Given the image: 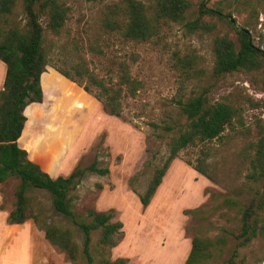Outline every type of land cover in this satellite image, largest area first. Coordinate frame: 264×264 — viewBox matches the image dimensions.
Here are the masks:
<instances>
[{
  "label": "rangeland",
  "instance_id": "374dc122",
  "mask_svg": "<svg viewBox=\"0 0 264 264\" xmlns=\"http://www.w3.org/2000/svg\"><path fill=\"white\" fill-rule=\"evenodd\" d=\"M119 1L63 0L69 8L70 36L58 38L46 31V46L77 43L94 71L113 83L126 63L141 87L134 96L123 98L122 116L109 114L93 93L47 65L41 76L43 101L25 108L27 120L19 142L43 167H48L50 159L52 177L66 176L76 166L85 167L95 160L109 168L106 175L85 176L74 192V210L81 214L90 208L114 210V220L123 223L124 237L112 249V258H125L126 264H186L195 235L215 238L224 227L228 245L213 249L212 257L198 263L223 264L233 245L230 233L239 232L241 218L239 206L225 205L223 200L242 199L238 191L248 171L246 150L250 142L264 137V68L216 75L214 37L227 34L236 40V30L216 16L202 17L216 23L210 32L192 29L188 22L199 16L201 3L222 7L237 25L250 29L254 43L264 50V0H190L185 20L169 22L158 35L141 42L124 41L119 34H104L98 27L99 12ZM142 1L150 4L153 0ZM15 10L24 20L21 0ZM46 20L41 14L44 26ZM89 42L98 43L103 53L87 50ZM198 95L209 104L232 105L236 115L222 136L179 152L145 207L139 194L169 154L165 135L176 134L186 122L179 103ZM152 123L160 126L154 128ZM165 124L173 126L171 134L162 128ZM204 157L212 179L195 169ZM18 184L15 177L0 183V264H74L45 238L32 218L21 226L7 223ZM30 196L33 206L44 207L49 221L76 228L68 217L54 211L49 192L31 190ZM196 208L199 214L190 212ZM76 236L80 242L81 234ZM98 239L99 232H95L91 246L97 259L102 255ZM240 251L246 264H264V236Z\"/></svg>",
  "mask_w": 264,
  "mask_h": 264
},
{
  "label": "trees",
  "instance_id": "16d2710c",
  "mask_svg": "<svg viewBox=\"0 0 264 264\" xmlns=\"http://www.w3.org/2000/svg\"><path fill=\"white\" fill-rule=\"evenodd\" d=\"M18 1L0 0V60L6 65L4 87L0 90V183L11 177L19 179L15 206L7 215V223L22 225L32 218L44 231L45 238L74 264L79 261L85 264H126L125 258H112V249L124 237L123 223L114 220V210L90 208L85 214L74 210V192L85 176L88 173L106 175L109 168L99 166V161L95 160L85 167L76 166L66 176L52 177L37 162L29 159L27 150L19 146L18 140L27 120L25 108L43 101L41 76L47 65L93 93L109 114L118 117L123 113V98L134 96L141 82L132 77L126 63L122 64V72L116 82L100 76L81 54L77 43L46 46V31L58 38L70 36L67 28L69 8L63 0H21L24 20L17 17L15 7ZM190 7V0H153L150 4L142 0H121L106 5L99 12L96 23L104 34L117 33L124 41L141 42L158 35L165 24L185 20ZM41 14L47 18L45 26L41 22ZM206 15L227 20L237 32L236 40L227 34L214 37L216 75L264 68V53L254 43L250 29L231 22V16L224 14L222 7L212 8L201 3L199 16L189 21L188 26L213 31L216 23L203 20ZM87 46V50L93 53H103L98 43L89 42ZM179 104L186 122L176 134L165 135L169 137V154L162 165L154 169L145 192L139 194L145 207L151 203L179 152L189 145L222 136L237 112L226 102L209 104L203 95L190 97ZM152 126L158 128L160 125L152 123ZM162 128L168 134L173 132L170 124L162 125ZM158 137L163 138L161 134ZM246 152L249 156L248 171L238 191L242 199L226 197L223 200L225 205H238L241 213L239 232L230 233L233 245L223 264H246V259L240 257V250L264 236V137L250 142ZM208 155L204 153L205 157ZM205 157L198 160L195 169L212 179ZM31 190L49 192L54 211L68 217L76 228L49 221V214L42 205H32ZM190 212L199 214L200 210L196 208ZM77 232L81 234L80 242ZM95 232H99L98 246L102 251L98 259L91 246ZM228 241V230L224 227L215 238L195 235L186 264L202 263L213 256V249H224ZM262 261L263 258L259 260Z\"/></svg>",
  "mask_w": 264,
  "mask_h": 264
},
{
  "label": "crops",
  "instance_id": "0c3cea01",
  "mask_svg": "<svg viewBox=\"0 0 264 264\" xmlns=\"http://www.w3.org/2000/svg\"><path fill=\"white\" fill-rule=\"evenodd\" d=\"M5 76H6V65H5V63H4L3 61L0 60V90L3 89V87H4ZM37 103H38V102H37ZM19 139H20V138H19ZM18 144H19V146H20L21 148H23L22 145L20 144L19 140H18ZM23 149H24V148H23ZM65 151H66V149H64L63 152H62L61 155H60V157L62 158V160H64V157H65ZM28 157H29V159H31V160H33L34 162H37L38 164L41 165V163L39 162V160H38L36 157H31V156L29 155V153H28ZM49 163H50V159H49ZM49 163H48V167H43L42 165H41V166L43 167L42 169H43L44 171H46L47 173H49V174L52 176V175H54V172H53L52 170L49 169V166H50ZM57 173H58V172H57ZM19 226H21V225H19Z\"/></svg>",
  "mask_w": 264,
  "mask_h": 264
},
{
  "label": "water",
  "instance_id": "95a60500",
  "mask_svg": "<svg viewBox=\"0 0 264 264\" xmlns=\"http://www.w3.org/2000/svg\"><path fill=\"white\" fill-rule=\"evenodd\" d=\"M230 20H231V22H233V23H237L235 17H233V16L230 17ZM262 51H263V53H264V50H262Z\"/></svg>",
  "mask_w": 264,
  "mask_h": 264
}]
</instances>
